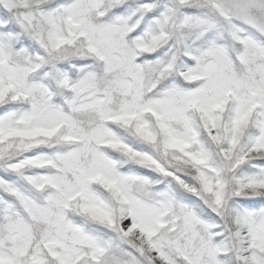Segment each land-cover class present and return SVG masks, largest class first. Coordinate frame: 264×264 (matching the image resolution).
Segmentation results:
<instances>
[{"label":"snow or ice","instance_id":"6c2138e0","mask_svg":"<svg viewBox=\"0 0 264 264\" xmlns=\"http://www.w3.org/2000/svg\"><path fill=\"white\" fill-rule=\"evenodd\" d=\"M0 264H264V0H0Z\"/></svg>","mask_w":264,"mask_h":264}]
</instances>
